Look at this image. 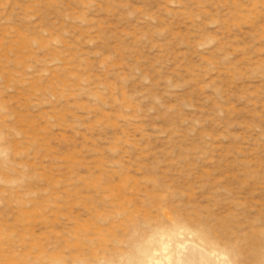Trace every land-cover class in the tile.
<instances>
[{"label":"rangeland","instance_id":"rangeland-1","mask_svg":"<svg viewBox=\"0 0 264 264\" xmlns=\"http://www.w3.org/2000/svg\"><path fill=\"white\" fill-rule=\"evenodd\" d=\"M0 264H264V0H0Z\"/></svg>","mask_w":264,"mask_h":264}]
</instances>
